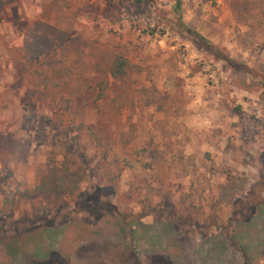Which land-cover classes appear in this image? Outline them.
Segmentation results:
<instances>
[{
    "label": "rangeland",
    "instance_id": "1",
    "mask_svg": "<svg viewBox=\"0 0 264 264\" xmlns=\"http://www.w3.org/2000/svg\"><path fill=\"white\" fill-rule=\"evenodd\" d=\"M249 1L182 0L179 18L175 0H0V264H264V0ZM42 24L74 28L69 77L22 69ZM116 53L135 67L101 93ZM64 159L80 179L43 188Z\"/></svg>",
    "mask_w": 264,
    "mask_h": 264
},
{
    "label": "trees",
    "instance_id": "2",
    "mask_svg": "<svg viewBox=\"0 0 264 264\" xmlns=\"http://www.w3.org/2000/svg\"><path fill=\"white\" fill-rule=\"evenodd\" d=\"M126 1L128 3L136 5H146L150 0H119ZM254 1L250 0L247 4L249 7L250 4H253ZM181 4L182 0H175L173 5V11L178 14V17L181 18ZM264 15V10L263 13ZM65 14H60L58 16V24L61 22ZM60 22V23H59ZM47 27L46 31H42V27ZM75 33L74 28L69 26L66 30H58V28L42 24V26L36 25L31 26L26 31V37L24 39L23 48H22V69L29 72H61L65 77H69L75 70L74 67L65 63L66 57L68 55L67 50L71 48L72 35ZM192 33L198 37L200 40L207 42V40L198 34L197 32L192 31ZM66 52L64 53V50ZM228 59V58H227ZM29 62V66L25 63ZM135 67L134 63L124 54L116 53L111 60L107 70L101 71L102 78L97 80L96 85L100 89L101 93L105 88L110 87L115 92V87L112 85V82L119 81L126 77L128 73ZM64 84L75 85V79H70V82L66 80L63 81ZM120 88V87H119ZM140 90L145 91V87H141ZM102 94H98V97H101ZM128 96L124 94H113L112 103L115 106H123V99H127ZM72 163H75L73 160L64 159L61 165H58L54 160L51 161L46 175L41 180V186L43 188L55 189L61 186H74L76 182L80 179L79 170H71ZM231 197V196H230Z\"/></svg>",
    "mask_w": 264,
    "mask_h": 264
}]
</instances>
